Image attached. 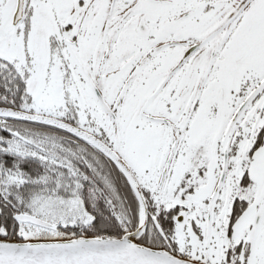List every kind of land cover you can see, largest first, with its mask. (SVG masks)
I'll list each match as a JSON object with an SVG mask.
<instances>
[{
    "label": "snow or ice",
    "instance_id": "6c2138e0",
    "mask_svg": "<svg viewBox=\"0 0 264 264\" xmlns=\"http://www.w3.org/2000/svg\"><path fill=\"white\" fill-rule=\"evenodd\" d=\"M0 264H264V0H0Z\"/></svg>",
    "mask_w": 264,
    "mask_h": 264
}]
</instances>
